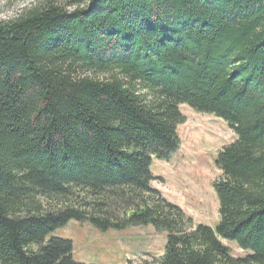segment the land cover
Wrapping results in <instances>:
<instances>
[{"label":"trees","instance_id":"1","mask_svg":"<svg viewBox=\"0 0 264 264\" xmlns=\"http://www.w3.org/2000/svg\"><path fill=\"white\" fill-rule=\"evenodd\" d=\"M31 1L0 20V264H80L48 239L72 220L167 233L163 257L129 264H264V0ZM182 105L237 136L216 229L152 187Z\"/></svg>","mask_w":264,"mask_h":264},{"label":"rangeland","instance_id":"2","mask_svg":"<svg viewBox=\"0 0 264 264\" xmlns=\"http://www.w3.org/2000/svg\"><path fill=\"white\" fill-rule=\"evenodd\" d=\"M30 3L31 0H0V20L15 18ZM180 111L186 118L178 127L180 150L169 162L154 160L152 187L192 218L194 227L216 229L220 215L214 183L222 176L216 161L237 136L223 119L214 115L197 113L187 105H182ZM53 237L70 240L73 258L80 264L151 261L164 256L167 244V233L158 232L151 225L104 231L75 220L58 228L48 239ZM221 241L236 258L251 255L235 243Z\"/></svg>","mask_w":264,"mask_h":264},{"label":"water","instance_id":"3","mask_svg":"<svg viewBox=\"0 0 264 264\" xmlns=\"http://www.w3.org/2000/svg\"><path fill=\"white\" fill-rule=\"evenodd\" d=\"M135 215V212H131L130 214H129V216H134Z\"/></svg>","mask_w":264,"mask_h":264}]
</instances>
